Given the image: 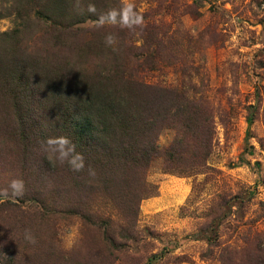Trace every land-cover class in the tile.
I'll return each mask as SVG.
<instances>
[{
    "label": "rangeland",
    "instance_id": "rangeland-1",
    "mask_svg": "<svg viewBox=\"0 0 264 264\" xmlns=\"http://www.w3.org/2000/svg\"><path fill=\"white\" fill-rule=\"evenodd\" d=\"M24 1L0 0V59L24 65L0 79V248L17 251L0 264H264V0H82L71 32ZM90 7L104 17L79 20ZM66 42L72 57L56 60ZM44 60L74 80L117 66L154 90L170 112L155 114L148 162L79 172L39 138L61 104L47 122L36 112L29 139L26 107L42 99L25 77Z\"/></svg>",
    "mask_w": 264,
    "mask_h": 264
},
{
    "label": "trees",
    "instance_id": "trees-1",
    "mask_svg": "<svg viewBox=\"0 0 264 264\" xmlns=\"http://www.w3.org/2000/svg\"><path fill=\"white\" fill-rule=\"evenodd\" d=\"M77 2L84 1L25 0L23 3L26 7H32L43 19L54 23L58 30L71 32L63 19L69 17L72 5ZM100 3V0H96L94 5ZM84 11L79 19H84L82 22L92 17H104L100 13L91 12V7ZM18 16L20 17L19 14ZM114 19H118L117 16ZM58 45L65 50L62 49L58 52L59 55H55L56 60L66 61L72 57H69V54L73 53V43L66 42L64 45L61 43ZM82 47L85 46L81 45V49ZM47 61H41L38 68H32L31 75L25 77L30 91L32 87L30 78L32 77L33 80L36 78L35 74L37 75L38 80L34 81L40 86V99H42V107L30 108L28 104L26 107V120L30 127L29 139H35L36 132L33 131V126L36 124V112L42 110L43 119L47 122L50 119L48 115L53 112V103L61 104L57 118H54L55 125L51 129L45 126V129L39 133L41 141L46 140L59 148L58 139L67 138L70 143L65 146V151L73 155L71 159L76 154H80L83 161L91 162V166L94 167L99 161L106 166L113 160H118L123 166L129 164L137 166L138 162H148L158 135V128H155L158 123L155 114H162V110L170 112V109L164 106L160 109L158 104L160 98L157 93L154 90L149 91L150 88L129 83L127 78L120 74L117 66L112 75L103 72L90 74L87 69H83L74 80L69 79L65 74L66 69L60 71L59 61ZM20 62L0 59V79L8 81L20 73L24 66ZM141 88L146 89L140 91ZM182 106L183 111L190 109L187 103H183ZM253 122V118H248L250 125ZM122 141L131 145L122 148L123 145H120ZM118 142L119 145L116 147ZM28 149L31 150L29 146H27ZM69 154L66 157H69ZM78 171L81 172L82 169ZM4 248H0L1 253H6L7 250L16 251L15 248H6V251L2 252ZM13 253L10 255H17ZM12 264L17 262L14 261Z\"/></svg>",
    "mask_w": 264,
    "mask_h": 264
},
{
    "label": "clouds",
    "instance_id": "clouds-1",
    "mask_svg": "<svg viewBox=\"0 0 264 264\" xmlns=\"http://www.w3.org/2000/svg\"><path fill=\"white\" fill-rule=\"evenodd\" d=\"M133 9V6L131 4H128L125 6L123 9V12L126 16L129 12H131ZM109 42H111V39H109ZM70 142L67 138H59L58 139V144H59V150H60V155L61 157H65L68 155V152L65 151V146L68 145ZM79 161V163H77ZM70 163L75 167L76 170H80L84 167L83 164V158L80 154H76ZM12 190V195L14 196H22L24 194V182L23 180L19 179H14L11 181V184L9 186ZM5 194H7V190H5ZM26 239L29 240L31 243H35V237L32 236L29 232L26 231Z\"/></svg>",
    "mask_w": 264,
    "mask_h": 264
}]
</instances>
